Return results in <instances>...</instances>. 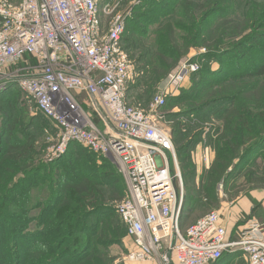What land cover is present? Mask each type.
<instances>
[{
	"label": "built area",
	"instance_id": "2783aa9c",
	"mask_svg": "<svg viewBox=\"0 0 264 264\" xmlns=\"http://www.w3.org/2000/svg\"><path fill=\"white\" fill-rule=\"evenodd\" d=\"M101 1L0 0L1 78L14 80L58 129L56 156L78 144L118 166L128 186L116 208L131 242L127 264H215L224 254L264 264V224L254 219L236 239L228 237L219 212L180 228L185 190L161 109L199 66L180 62L148 111L129 106L134 67L121 43L128 14L115 16L102 35L101 19L111 9L99 8ZM203 151L200 162L208 166L213 152Z\"/></svg>",
	"mask_w": 264,
	"mask_h": 264
},
{
	"label": "trees",
	"instance_id": "16d2710c",
	"mask_svg": "<svg viewBox=\"0 0 264 264\" xmlns=\"http://www.w3.org/2000/svg\"><path fill=\"white\" fill-rule=\"evenodd\" d=\"M139 1V5L129 9L130 15L125 21V32L121 43L123 45L124 37L133 36L134 32L146 34L145 26L155 25L158 22L155 29L157 42L160 41L170 53H175V57L173 63L168 66L164 56L157 57L159 64L165 67V71L158 74L156 70L155 74L158 76L156 79L166 77L191 49L199 47L206 49L204 59H216L220 64L219 73L205 70L195 83L181 89L177 96L167 98L171 102L186 101L188 107L166 114V121L171 124L170 133L176 137L172 142L179 169L185 172L184 178L189 181L193 176H197L196 171L198 172L200 167L194 160V153L198 151L197 147L209 149L214 154L209 165L203 166L204 174L199 178L197 184L199 186L186 188L180 220L181 227L190 212L194 211L203 200L209 204L217 201L219 185L224 188L231 181L237 180L241 174L246 175L249 172V182L254 181L257 188L264 189V172L257 177L254 170L257 166L256 162L251 161L245 166L250 157L264 145V0L238 1L244 3L245 8L239 19L236 18L237 9L235 13L229 12L226 3L220 0H137L136 2ZM177 8L181 16L189 22V25L185 27V33L180 36V46H177L173 40L171 24L159 23L160 20L167 19L169 11L174 12ZM157 15L161 17L156 18ZM227 20L231 22L240 20L237 26H240L241 30L235 35V40L226 44L223 43L222 37L211 39L210 30L214 26L216 29ZM122 48L130 57L128 48L126 46ZM242 49H244L243 52H241ZM252 53L257 54V58L256 56L251 58ZM228 56L234 57L238 66L243 61L247 63V66L239 70L242 71L240 73H235L233 70L228 76L220 77L221 71L228 70L227 66L236 65L234 62L226 64ZM139 58L146 59L148 54H143ZM129 60L132 61L131 58ZM134 80L136 75L127 89L129 104L136 97V94L134 97H129V93L135 91L136 86H132ZM8 91H13L12 96L6 95V98L1 99V104L18 97L16 91L19 92V90L16 86L9 87ZM37 112L44 120L35 118L36 120L44 125L55 127L47 117ZM17 121L13 120L11 129L9 128L10 120H6L4 126L0 128V168L13 177L10 186L9 183L4 185L3 181L0 183V264H94L91 261L98 254L96 253L97 245L109 243V240H105L104 227H101L98 221L93 222V219L101 214L112 219L117 217L125 228L123 237L129 240L126 227L117 212L114 213L111 206H105V203L108 204L113 199L107 197L105 192L97 187L98 180L100 185L106 186L113 183L116 185L121 179L113 177L109 172L112 165L107 158L94 154L78 144L69 145L66 153L61 157V161L66 159L61 166L58 160L50 164L51 168L50 165H44L47 169L41 167L31 169L30 166L20 169L23 173L35 174L41 178H50L52 171L56 172L57 175L52 181H58L62 188L66 186V172L73 170L71 161L82 162L87 171L85 172V169L79 171L80 176L77 177L75 169V174L70 178L73 181H79V178L89 179L86 186L78 190L74 197L75 205L78 207L76 212L78 219L74 217L73 210L68 212L54 209L62 191L55 186L51 187L49 180L47 181L49 191L40 198L43 201L51 200L47 203V208L44 205L41 209L39 204L29 208L20 202L23 197L15 192L16 184L13 188L11 186L16 182L14 180L16 173L4 167V164L12 166L18 158L29 152L26 145L29 140L25 138L26 141H23L15 134L19 126L25 128L21 123L17 124ZM214 121L218 124H214ZM206 123L213 125L210 126L211 134L208 133L204 141L202 134L205 133ZM21 134L25 136L24 132ZM69 183H74V186L77 184ZM125 196L127 194L124 192L123 197ZM123 197L121 201L126 198L123 199ZM11 203L16 204L14 209L9 206ZM33 211L38 213V220L33 215L28 218ZM75 220L77 223L72 231H68L67 226ZM31 222H35V227H39L37 231L32 232L34 234L26 232L27 224ZM101 237L104 240H101ZM236 256L242 259L241 264L245 263L242 254ZM232 257L234 256L224 254L215 264H224Z\"/></svg>",
	"mask_w": 264,
	"mask_h": 264
},
{
	"label": "rangeland",
	"instance_id": "374dc122",
	"mask_svg": "<svg viewBox=\"0 0 264 264\" xmlns=\"http://www.w3.org/2000/svg\"><path fill=\"white\" fill-rule=\"evenodd\" d=\"M13 3L17 4L20 0H11ZM132 1L135 0H102L101 4L99 5V8L102 9V7L106 4H108L109 8L111 9V14L108 17H102L101 21V32L102 35H105L107 31L109 30L110 23L112 22L113 18L117 15H124L128 14L130 15V7L136 6L140 4L139 2H134ZM142 1V0H141ZM226 3V8H228L229 12H233L237 9L236 11V18L241 17L243 11H245V8L243 6L244 3L238 2L240 0H220ZM161 15H157L156 18H160ZM239 19V18H238ZM163 19L159 21V23H170L172 26V37L177 46H180V36H182L185 33V27L189 25L188 20L182 17L180 14L179 9H175L174 12H168L167 14V19H165L163 22ZM240 20H235L233 22L231 21H225L222 23L221 26L217 27L215 29V26L210 30L209 37L211 39H215L218 37H222L223 43L230 44L231 41L235 40V35L238 34L241 30L240 26H237V23ZM158 22L151 26H145L147 29L146 34H143L141 32L133 33V36H128L127 38L124 37V42L122 46H126L128 48V52L131 58V62L134 64V71H133V78L135 79L136 75V80L133 82V87H135V91L129 93V97L132 96L134 97L136 94L135 99L131 101L130 99V104L132 107L137 108L138 110L141 111H148L149 105L151 101L153 100L152 98L155 97L163 84V82L166 80V78L175 70V68L178 66L180 62H183L185 60H189L191 62H195L199 66V71L197 74L195 73L194 76H192L185 84L184 88L189 87L193 83L196 82V80L202 76L203 72L205 70H209L211 72L219 73L220 69V64L216 59H211L207 60L204 59L203 56L206 54V49L204 47H199L196 49H191L188 53V55L184 58H182L174 68L170 70V72L167 74L166 77L163 79H156V70H158V74L161 72L165 71V67L160 65L158 62V56H164L165 60L167 61V66L171 65L173 63L175 53H170L164 46L163 44L156 39L155 36V29L157 28ZM143 29V28H141ZM143 34V35H141ZM230 48V47H228ZM229 50V49H226ZM244 49L241 50L243 52ZM143 54H148V58H139ZM162 54V55H161ZM251 58L255 57L257 58V54L255 55L252 53L250 55ZM226 61V64L230 62L236 63L234 60V57L228 56ZM30 65H33L34 62L30 61ZM229 65V64H228ZM244 66H247V63L243 61L239 66L238 63L234 67H228L227 71H221L222 76H228L233 70L235 73H240L242 71H239L244 68ZM21 67L20 65L18 68ZM138 67V69H137ZM237 67L239 69L237 70ZM139 68H141L139 70ZM15 68H10L9 72L12 71ZM138 72V73H137ZM133 78L128 82V86L130 83L133 81ZM6 83L5 86L4 83ZM0 83H1V88H0V102L1 99L6 98V95L12 96L13 91H8L9 87L15 86V81L14 80H4V78H1L0 76ZM180 92V91H179ZM18 97L15 99H11L10 101L4 102L3 104L0 103V128L4 126V122L6 120H10L9 122V128L11 129L13 120H18V123H21L25 128L19 126L15 134L21 138L23 141L25 138H27L29 141L27 142V148L29 152L25 154L23 157L18 158L15 163L12 166H9L8 164H4L5 169L13 170V172L16 173V182L13 183L11 186L15 192L22 196L23 198L20 199V202L23 203V205L28 206H33L35 204H39V208H43L45 205V208H47V203L51 202L49 201H43L40 198L44 193H47L49 191L47 185H48V180H49V185L51 187L55 186L56 188H60L62 191L61 197L57 200V202L54 205L55 210H62V211H72L74 212V217L78 219V207L75 205V195L78 190H82L87 182H89L86 178H79V181H73L70 180L72 175L75 174V169H76V174L77 177L79 175V171H84V167L82 165V162L80 161H71V168L73 170L66 172L67 175V182L66 186L61 188V185L58 184L57 182L52 181L55 176L57 175L56 172L52 171L50 178L47 177H40L35 174L31 173H23L20 171L21 168H26L27 166H30L32 169H39L40 167L46 168L44 165H50L55 163V161L60 160V166L66 161V159H63L61 161V157H58L55 155V150L56 147L58 146V129L55 128L54 126L50 127L49 125H44L42 123L41 119L44 120L40 114L37 112L35 109L33 103L29 100V98L23 94L22 92H17ZM132 94V95H131ZM179 94V93H178ZM129 104V102L127 101ZM129 104V106H130ZM188 108L186 101H168L167 99L165 100L164 106L161 109V112L167 113V112H176L182 109ZM35 118L41 120H36ZM163 122V121H162ZM168 123V121H166ZM214 124L215 121L213 122ZM16 124V125H17ZM206 127H204V132L202 134V139H204L206 136L211 134L210 131V126L213 125L212 123H206ZM168 127L169 131L171 132V124L166 125ZM21 132H24L25 136L23 137ZM171 135V133H170ZM172 141L176 139V137L172 134L171 135ZM26 141V140H25ZM175 143V142H174ZM198 151L196 153L198 154V161H196L195 156L197 155L194 153V160L197 163L198 166V172L196 171V178L193 176L189 181L185 179L184 174L185 172L180 170V173L182 175V181L184 184V190L186 191L187 186H194L197 188L199 185L198 181L201 176H203L204 173V164L200 162V156L202 155L203 147L201 148H196ZM195 149V150H196ZM194 152V150H193ZM213 156L210 157V159L213 160ZM211 160V161H212ZM251 161L256 162V168L255 173L257 174V177L259 176L260 173L264 172V145L260 149H258L248 160L245 166L247 164H250ZM210 163V162H209ZM99 164V163H98ZM109 164H111L112 169L109 171L112 173L113 177H119L121 181H117L118 183L115 185L113 183L112 185H106L102 186L100 185V181L98 180L97 182V187L101 188L102 191L105 192L106 196L110 197V199H113V201H109L108 204L105 203V206L109 205L114 209V213L116 212V208L120 205L122 202V197L124 195V192L127 194L128 193V186L126 179L120 172V169L118 166L115 164L114 161L109 159ZM196 166V164H195ZM51 168V165H50ZM202 168V169H201ZM244 169V168H243ZM50 171V170H49ZM87 169H85V172ZM14 173V174H15ZM241 174L237 180L231 181L229 184L226 185V187H222L219 185L217 187V201L213 203H207L202 201L201 204L194 210L191 211L190 214L188 215V218H186L182 222V230L188 227L189 225H192L194 222H196L198 219L202 218L206 214L212 213V212H222L223 208L226 207H231L232 203L235 202L237 199H250L249 194L253 191H264V189H260L256 187L255 182L253 181L252 183L249 182V172L244 176ZM60 176V175H59ZM58 176V178H59ZM57 178V180H58ZM51 179V180H50ZM13 177L9 176V174H6L3 170L0 168V183L3 181V184L6 185L9 183H12ZM115 180V179H114ZM47 182V183H46ZM69 182H76V186H74V183H69ZM123 185V189H122ZM101 186V187H100ZM127 198V196H125ZM123 197V199L125 198ZM25 198L27 200H25ZM68 198V199H67ZM125 198V199H126ZM124 199V200H125ZM123 200V201H124ZM11 208H15L16 204L11 203L9 205ZM37 208V209H39ZM35 209V210H37ZM61 211V212H62ZM34 216L36 217V220H38V213L36 211H33L30 213L29 216ZM116 216V214H115ZM99 222L101 227H104L105 229V240H109V243L106 245H97V252L96 257L91 261L94 264H127L125 262L126 255L131 249V243L130 241L123 235L125 234V228L124 226L119 222L117 217L115 219H112L111 217H108L106 215L101 214V216H98L93 219V222ZM77 223V221H71L70 225L67 226L69 229L68 231H72V228L74 225ZM180 227V228H181ZM39 227H35V222H31L30 224H27V231L31 234H34L32 232L37 231ZM101 240H104L103 237H101ZM101 253V254H100ZM222 264V263H221Z\"/></svg>",
	"mask_w": 264,
	"mask_h": 264
},
{
	"label": "crops",
	"instance_id": "0c3cea01",
	"mask_svg": "<svg viewBox=\"0 0 264 264\" xmlns=\"http://www.w3.org/2000/svg\"><path fill=\"white\" fill-rule=\"evenodd\" d=\"M249 197L250 199H237L230 208H223L222 212H219L222 216V225L231 239L237 237L238 231L243 228L247 220L254 219L264 224V191H253ZM236 255L224 264H241L242 259Z\"/></svg>",
	"mask_w": 264,
	"mask_h": 264
}]
</instances>
